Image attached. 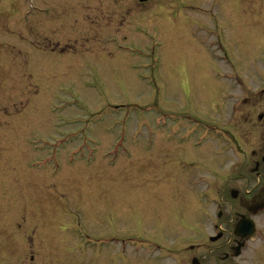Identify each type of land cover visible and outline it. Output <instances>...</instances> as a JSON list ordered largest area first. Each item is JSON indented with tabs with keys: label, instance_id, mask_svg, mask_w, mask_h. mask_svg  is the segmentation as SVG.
<instances>
[{
	"label": "rangeland",
	"instance_id": "rangeland-1",
	"mask_svg": "<svg viewBox=\"0 0 264 264\" xmlns=\"http://www.w3.org/2000/svg\"><path fill=\"white\" fill-rule=\"evenodd\" d=\"M260 76L264 0H0V264H219L262 187L244 171L264 153Z\"/></svg>",
	"mask_w": 264,
	"mask_h": 264
},
{
	"label": "flooded vegetation",
	"instance_id": "flooded-vegetation-1",
	"mask_svg": "<svg viewBox=\"0 0 264 264\" xmlns=\"http://www.w3.org/2000/svg\"><path fill=\"white\" fill-rule=\"evenodd\" d=\"M186 5V6H185ZM194 5V4H193ZM193 5L189 4H180L178 5L179 8L181 9L180 11H182L184 8H187L188 10H192V11H198L195 10V6L192 7ZM217 4L216 3H212L209 5V9L208 12H210V23L213 25L211 28L210 27H206L208 29V34L206 35V39L210 40V46L214 47V50L212 51L214 54L218 53L221 57L220 60L224 63L229 65V61L230 57H229V53H228V49L225 46V33H226V22L227 20H224L223 17L221 15H218V13H215L216 9H217ZM198 30L197 29L194 33L198 34ZM146 35V34H145ZM146 38L149 39V35H146ZM113 40V41H112ZM113 42V44L118 43L119 41L117 39H113L111 38L110 42ZM109 42V39H108ZM109 42V43H110ZM261 79V89L258 90L257 92H254V96H256V103L257 104H264V76H260ZM244 102H247V99L244 100ZM123 107V106H122ZM263 113L258 116V126H260V129H264V111H262ZM190 122L193 123H185L184 124V128L187 129L185 137L187 139H191V138H195L197 141L192 143V147L195 149H198V147L200 146L199 142H198V138L197 135L199 134L197 129L195 128L197 125L201 124V122H199L196 119L190 118L189 119ZM213 127V125H211V123H207V125H205V129H206V133L209 132ZM85 134V132H83ZM204 133V132H203ZM261 134V132H260ZM66 135V134H65ZM69 135V134H67ZM140 135V132H136L134 138ZM86 137V136H85ZM82 137V140H85L86 138ZM123 139L126 138L124 133H121V136ZM259 139L261 138L260 142H263L264 140H262L261 136H258ZM67 137H63L62 139H66ZM61 139V140H62ZM206 141V140H205ZM240 153V152H239ZM252 155H250V157H252L250 159V163L249 165L246 167V169L244 170L243 168L241 169L242 171L244 170L245 172L250 173L252 171H255V174L257 176V185H262L261 189L258 191L257 195L255 196V198L251 199L250 201H248V205L246 206V209L248 212H246V216H242V219H240L236 225H235V235L239 238L238 241L235 243L236 245L234 247H228L227 245H225L224 247H221L222 252L221 255L216 256L214 259L217 263L221 264V261H228L231 262L232 260H238L240 258H245L247 255L251 256V255H256L257 256V261H255L256 263H260V264H264V251L262 250V248H264V240H262V234H263V228L264 226H261V223H259L260 220H264V153L263 152H259L257 151H252L251 153ZM240 155V154H239ZM240 158V157H239ZM185 163V162H182ZM181 163V165H182ZM241 166V165H240ZM236 167V166H235ZM234 167V169H235ZM236 170V169H235ZM259 170L261 171V173H259ZM261 178H263V180H261ZM215 186L214 185H207V189L205 191L206 194L210 193L214 194L215 192ZM217 192V191H216ZM208 202L214 203L216 204V211H215V221H212L211 224V231L213 232L214 236L209 238V241L211 243H216L217 241L221 240L224 237V229L221 227L222 225H220L218 223V221L223 217V211L221 210L223 207V202L222 201H216L215 197L213 195L209 196L207 195V200H206V205ZM244 223V227L241 229L240 234H238L237 230H238V226L241 223ZM250 229L253 231L254 236L250 239L244 238L246 236H240V235H248L250 233ZM113 236H111L108 240H110V242H104V244H102L100 241H96L95 245H96V251L98 254L101 255V250L103 248H109L112 246V244L114 243V238L112 239ZM131 242L132 239L130 238ZM258 241L260 242V244L258 243ZM260 247H254L256 245H258ZM93 245V246H95ZM134 247H148V244H146L145 239L141 240L139 239L138 244H136V246ZM161 247H154V251H159L160 253L162 252ZM200 248H204V247H192L190 246L189 249L190 251H197ZM256 248H259L260 251L258 250L256 252ZM256 252V253H255ZM170 253L173 254V256L176 258V262L178 261L177 258V254L173 251H170ZM212 253V251H211ZM251 253V255H250ZM160 258V257H158ZM191 264H199V260L195 257H193L191 260Z\"/></svg>",
	"mask_w": 264,
	"mask_h": 264
},
{
	"label": "water",
	"instance_id": "water-1",
	"mask_svg": "<svg viewBox=\"0 0 264 264\" xmlns=\"http://www.w3.org/2000/svg\"><path fill=\"white\" fill-rule=\"evenodd\" d=\"M243 227V223H241V225L239 226V228L241 229Z\"/></svg>",
	"mask_w": 264,
	"mask_h": 264
},
{
	"label": "bare ground",
	"instance_id": "bare-ground-1",
	"mask_svg": "<svg viewBox=\"0 0 264 264\" xmlns=\"http://www.w3.org/2000/svg\"><path fill=\"white\" fill-rule=\"evenodd\" d=\"M203 147H204V146H203ZM203 147H202V148H203ZM60 173H61V172H60Z\"/></svg>",
	"mask_w": 264,
	"mask_h": 264
}]
</instances>
